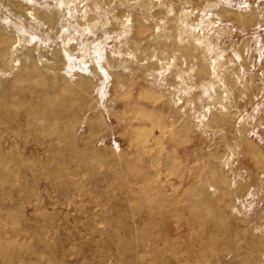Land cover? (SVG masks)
<instances>
[{"label":"rangeland","instance_id":"374dc122","mask_svg":"<svg viewBox=\"0 0 264 264\" xmlns=\"http://www.w3.org/2000/svg\"><path fill=\"white\" fill-rule=\"evenodd\" d=\"M0 264H264V0H0Z\"/></svg>","mask_w":264,"mask_h":264}]
</instances>
